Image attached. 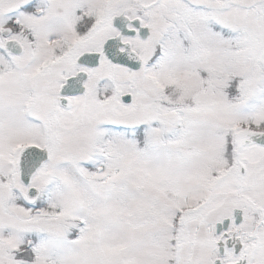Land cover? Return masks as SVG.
<instances>
[{
	"label": "snow or ice",
	"instance_id": "obj_1",
	"mask_svg": "<svg viewBox=\"0 0 264 264\" xmlns=\"http://www.w3.org/2000/svg\"><path fill=\"white\" fill-rule=\"evenodd\" d=\"M0 264H264V0H0Z\"/></svg>",
	"mask_w": 264,
	"mask_h": 264
}]
</instances>
